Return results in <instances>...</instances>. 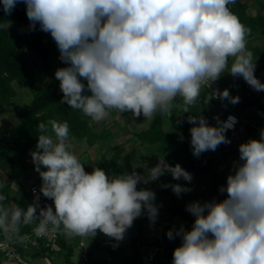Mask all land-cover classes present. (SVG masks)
I'll list each match as a JSON object with an SVG mask.
<instances>
[{"label": "clouds", "instance_id": "9594fccd", "mask_svg": "<svg viewBox=\"0 0 264 264\" xmlns=\"http://www.w3.org/2000/svg\"><path fill=\"white\" fill-rule=\"evenodd\" d=\"M19 2L26 4L30 27L39 23L50 33L59 59L68 65L55 71L61 103L92 122L105 120L110 109L147 120L157 113L170 117L177 95L188 112L187 106L198 103L202 87H210L225 71L264 91L247 48L250 29L228 7L235 0H0L5 14ZM86 88L91 95L84 94ZM213 94L232 104L240 99L228 89ZM215 119L217 125L211 126L203 117L189 116L194 156L231 142L225 133L235 118ZM38 131L30 154L42 179L40 191L53 201L54 210L46 205L37 215L32 204L11 210L0 205V229L6 233L18 234L19 225L38 221L37 235L50 227L63 228L69 237H94L99 230L122 241L143 212L152 223L158 216L155 193L137 190L139 183L165 173L174 180L193 178L179 164L171 166L163 159L146 175L133 171L109 177L99 167L88 173L75 153L67 121L39 123ZM163 187H171L177 196L191 191L180 184ZM219 191L227 198L186 206L195 216L190 231L181 226L166 233L169 240L182 239L173 264H264V129L259 140L239 145V162Z\"/></svg>", "mask_w": 264, "mask_h": 264}, {"label": "trees", "instance_id": "16d2710c", "mask_svg": "<svg viewBox=\"0 0 264 264\" xmlns=\"http://www.w3.org/2000/svg\"><path fill=\"white\" fill-rule=\"evenodd\" d=\"M258 4L259 9L254 15L248 14L247 9L249 3L246 0H235L234 3L228 5L230 11L238 17L239 21L250 29V33L246 38L247 42L252 39L257 33H259L260 36L264 38V2L258 0ZM9 22L18 23L20 28L24 32L28 33L29 39L27 40V44L33 47L37 60L29 62L19 55L23 50V45L16 42V38L13 36L12 29L8 25ZM39 47H43L44 50H39ZM247 48L253 53V60L258 57H264V46L247 45ZM59 55L60 52L58 50L56 42L54 41L50 33L42 31L40 29L39 23L36 24L34 29L30 27V21L26 15L25 3H17L11 14H5L3 11L2 3H0V105L9 101L13 96L14 88L12 86V83L14 81L20 80L23 85H34L36 83L39 77L35 69L38 60H41L42 68L48 72L52 70V58ZM81 82L84 83L85 86L87 85V81L85 79L81 78ZM244 82L245 80H243V83ZM245 91L247 90L245 89ZM84 94L91 95V93L87 91V88L85 89ZM62 97L63 93L60 90V81L58 80L49 82L44 88L37 91L30 103L28 121L25 123H20L18 126H16L14 128L15 131L12 132L13 136L19 138L20 141H23L21 140V137L28 141L29 135H34V145L32 146L33 150H35L39 135L38 124L47 123L49 120H57L58 122L67 121L69 129L71 131L70 135L73 138H81L83 135H85V133L90 130V128H88L91 123L89 122L90 118L85 116L80 110L71 109L70 106L66 103L62 104ZM180 98L182 97L177 95L174 100L177 102ZM250 98L253 101L252 94L250 95ZM238 104H236L238 109L242 111L245 110V108H247L248 106L252 105V103H246L245 99ZM256 107L260 112V115L264 118V91H262L261 96L258 98ZM81 115L82 118H84V120L82 119L83 121H81ZM189 116L194 115L190 111H183L179 116H174L172 118V121L174 123H177V130L165 132L163 129L164 116L157 113L153 118L150 126L145 130L138 131L135 134V137L142 142H148L151 144L160 143L161 145L164 144L168 146L171 151L166 159L167 164L171 166L179 164L184 170L192 174L193 179H196V177L202 172H215V162L213 161L215 151H212L211 153L204 152L198 157H195L193 155L186 139V132L191 126V123L188 122ZM216 125L217 123L213 124V126ZM76 127L80 128V130H74ZM18 132H20V134ZM21 133H23V135ZM247 136H249V140H259L257 136H255L251 132V128H248ZM5 138L6 137H4L3 141L5 140ZM13 141L15 140L13 139ZM4 143H1V146L4 145ZM30 149H32V147L27 146L25 151H28ZM120 152L121 148L116 149L115 154L109 163H105L104 159L101 158L97 167L112 168L115 175L126 172L129 174L132 173V168L130 166L127 169L117 166ZM3 155H6L7 159L12 162V154L10 157V152H8L7 149H0V160L4 159ZM25 164L26 163H24L23 166H25ZM41 169H43V171L46 170L45 168H43V166L41 167ZM86 172L91 173L92 171L88 170ZM172 184H179V180H174L168 177L165 180L157 179L155 192L159 196L160 206L167 213L182 216L187 220V222H189L191 216H189V214L186 213L184 209L186 199L184 198L183 193L177 196L172 191L171 187H163V185ZM217 188V183H215L213 185L208 184L204 189H202V203L211 202L213 200L216 201ZM151 225L152 222H150V220L148 219L147 213L145 211L140 218L138 235L135 239H133L134 249L131 254H125L126 247H123L122 245L115 248L112 246L111 242H106L105 245L108 249V252L110 253V258L93 255V253L91 252L88 254L89 258L81 264H141L140 247L146 239V234L148 235V238L152 237L150 231ZM35 226L36 223L28 225L21 224L18 233L29 232ZM149 233L151 236L149 235ZM15 235L16 234L11 237H14ZM181 242L182 239L179 238L173 244H164L166 252L165 257L168 262H171L174 249L178 247ZM58 243L60 244V247H62V249L65 251V259H67V261L71 263L73 246L66 243L64 239L61 238V234L59 235ZM42 249L46 250L47 247L42 245Z\"/></svg>", "mask_w": 264, "mask_h": 264}, {"label": "crops", "instance_id": "0c3cea01", "mask_svg": "<svg viewBox=\"0 0 264 264\" xmlns=\"http://www.w3.org/2000/svg\"><path fill=\"white\" fill-rule=\"evenodd\" d=\"M247 12L249 15H254V13H250V11H247ZM259 40L261 41V43L258 42ZM250 41L251 39L247 42V45L249 46H256V45L264 46V38H262V36H260L259 33L254 35V38L252 39L251 43ZM255 41H257L258 43L256 44ZM55 57L57 56H54L52 59H55ZM230 59L232 60V58H229V60ZM261 59L262 58H259V57L257 59H254V63H255L254 75L260 80L261 83H264V62ZM231 60H230L229 66L232 63ZM242 79H243L242 77H233L227 71H225L220 77L221 84L223 87H225V89L234 88L237 85V82H240V83L242 82ZM251 90H252L253 95H255L256 97L259 98L261 96L262 91H257L253 89L252 87H251ZM244 99H245V96L243 97V99L242 98L239 99V102H241ZM172 106H173L172 115L170 117H167V116L163 117V129L165 132H171V131L177 130V123H174L172 121V118L174 116L175 117L179 116L180 113L184 111L185 104H184L183 98L178 99L177 102L173 100ZM187 107H188V110L191 113H193L194 116H197V117L200 116V117L205 118L208 124L211 126H213L214 123H217V120L215 118L219 117V115H220L219 120H221L222 115L220 112H218L216 105L214 104L210 94L206 90L205 91L202 90L201 96L197 104L187 106ZM245 109L246 110H243V111H246L252 118L257 120L261 117L260 112L257 110V108H254L253 105L248 106ZM109 113H110L109 116L105 120L99 123L92 122V126H93L92 130L90 129L81 138H77V137L74 138L75 153L78 159L80 160V162L84 164L85 171H88V170L93 171V169L98 166V163L101 160V158L104 159L105 163H109L115 154V150L118 148H121V152L119 154L117 166L126 168V169L130 166L132 168V172L136 171L140 175H146L147 170L154 167L160 161V159H163L166 162L167 156L169 155L171 151L168 146L164 144L161 145L160 143L151 144L148 142H142L135 137V134L138 131L145 130L151 124L153 119L152 120L144 119L142 115L139 118H134L131 112L119 113V111L116 109H110ZM192 126L193 125L191 124V126L186 132V139L188 141L191 151H192V148H191V143H190L191 141L190 128ZM226 136L229 139L228 133L226 134ZM248 138L249 136L247 137V140H249ZM235 149L237 150V152H235ZM206 152L211 153L212 151L209 150ZM195 157H198V156H195ZM213 161L215 162V172L214 173L216 174V178H217L216 183H218V186H217L218 188L216 190V202H220L227 198V193L226 192L221 193L219 189L221 187L227 186L228 175L234 173V162H239V146L235 147L231 143L219 145L217 149L215 150ZM31 166H34V163H33L31 155H28L26 158V164L25 166H22L21 169H19L20 172L16 179L20 177L24 178L27 174H29V172L31 173L33 169L31 168ZM102 169L105 171V173L109 177L115 175L112 168L106 167ZM216 169L220 175L216 173ZM32 172L36 175V177L35 179H31V182L36 183V184H39L41 182L40 183V186H41L42 181H40L39 183L37 182L38 177L40 178L39 173L36 172L35 169H33ZM205 173L211 174L209 172H202L196 177V179H193L195 181L194 186L198 190L204 189L202 185L201 186L199 185V180L201 178L204 180V182H206L205 184L206 186L212 182L211 178L207 176ZM166 174H167L166 177H163L162 175L159 178L161 179L163 177L166 179L168 177V178L173 179L170 173H166ZM12 176L13 175L9 176L11 180H13ZM182 179L183 178L179 180L180 185H182L183 183L181 182ZM220 180L222 181L224 180L226 182L221 183ZM12 184L13 182L11 181L10 185ZM155 186H156V182L152 181L147 184H144V189L151 190L155 193L154 203L158 207V214L162 215L161 213L164 210L162 209V207H160L159 196L155 192L156 191ZM189 186H191V184ZM137 190H140L138 186H137ZM184 194L185 192L183 193V195ZM184 198L186 199V197ZM30 200L28 201L29 205L32 204ZM186 203H187V199H186ZM53 210H54V204H53ZM141 216L134 220L133 225L127 229L124 235V239L127 241V246L125 248V254H131L133 252V249H134L133 239H135L138 235V229L140 227ZM180 221L181 222L178 225V229L181 226H183L185 230L190 231L194 224L195 218L193 221V218L191 217L190 221L187 222V225H186V222H184L182 219ZM34 223H36L37 225V222H34ZM170 229L175 231L172 227H170L166 231V233ZM60 231H61L60 232L61 238H63L66 243L71 244L73 246V252L71 255V263L68 262L67 259H65V256H64L65 251L62 249V247H59V249L53 251L49 249L43 250L41 246V248H38V249L31 248L26 251V252L32 253L34 260L36 262L35 264H81L84 262L81 256L82 250L80 248V245L82 243L84 244L83 248L87 251L88 254L92 252L93 255H97L100 257H104V258H110V253L108 252V249L105 245L106 242L104 241V238L106 237V235L100 232L99 230H97V234L94 237H92V242L94 243L91 248H88L87 246L88 243L83 239V237L81 236L69 237L65 234L63 228H61ZM0 233H2L3 236H7V237H11L14 235L13 233H10V232L7 233V235H5L3 234L2 229ZM166 233L164 236V244L166 243L173 244L177 239L180 238L179 236H176L174 239L169 240ZM147 236L148 235L146 234V239L145 240L143 239L144 242L140 247L141 264H147L145 254L148 251L149 245L151 243H154L153 238L152 237L148 238ZM142 237H145V236H142ZM78 238H79V241H78L79 243L77 245V248L79 250V261H77L75 258L78 255H75V251H74L75 245L73 243V241ZM181 244L182 242L179 244V246ZM165 256H166V252L158 255L156 260L151 264H173V257L171 259V262H168ZM0 264H3V263H0Z\"/></svg>", "mask_w": 264, "mask_h": 264}, {"label": "rangeland", "instance_id": "374dc122", "mask_svg": "<svg viewBox=\"0 0 264 264\" xmlns=\"http://www.w3.org/2000/svg\"><path fill=\"white\" fill-rule=\"evenodd\" d=\"M246 1L249 3L247 11H250V13L256 14L257 10L259 9L258 0H246ZM260 1L264 2V0H260ZM8 25L12 29L13 36L16 38V42L23 45V50L19 55L21 57L25 58L26 60H28L29 62H33V61L37 60V57H36V54L34 53L33 47L31 45L27 44V40L29 39L28 33L24 32L20 28L18 23H16V22H9ZM252 39H251V41H252ZM251 41H250V43H251ZM258 42L261 43L260 40ZM258 42L255 41L256 44ZM59 56H57V57H55V59L51 60L52 70L48 71V72L42 68L41 60H38L37 65L35 66L36 72L39 76L36 83L34 85H29V84L23 85L20 82V80L14 81L12 83V86L14 88L13 96L11 97V99L9 101L0 105V149H7L8 152H10V157L12 154V162L7 159L6 155L5 156L3 155L4 159L0 160V195H3L5 197V199L3 201H0V205H3L5 208H7L9 210L14 209L17 206L24 208V209H26L28 207V205H29L28 201L30 200V194L28 193L27 189H28L29 184H32L31 179H35V177H36V175L32 172L33 169H35V166H31V168H33L31 173L29 172V174H27L24 178L20 177V178L16 179L19 175V172H20L19 169H21L23 164L26 163L27 156L31 155L30 154L31 150L34 151L32 145H34L33 142H34L35 136L29 135L30 139L28 138V141H30V142H28L23 137H21V140H23V141H20L19 138H17L16 136H13L12 132L15 131L14 128L16 126H18L20 123H25L28 121L29 107H30L31 101L33 100V98L35 96V93L37 91L41 90L42 88H44L49 82L57 81V79L55 78V71L58 68H63V67L68 66L67 64H65L64 62H62L59 59ZM230 60H229V63H230ZM261 60L264 62V57ZM243 80L244 79H242L241 83L237 82V85L234 88L228 89L230 92V95L231 96H238L240 99L241 98L243 99V97L245 96L244 92L246 89L249 94L250 93L252 94L253 101L251 103H252L253 107L257 108L256 106H257L258 97L253 95L251 87L247 83H245V82L243 83ZM202 90L205 91V89H202ZM238 106H239V104H238ZM219 117H220V115H219ZM80 118H81V121L84 120V118H82V115L80 116ZM221 120H222V116H221ZM89 122H91V123H90V126L88 128H90L92 130V127H93L92 121L90 120ZM142 128H144V127H142ZM78 129L80 130V128L76 127L74 130L78 131ZM18 133L20 134V132H18ZM227 133H228V131H226V134ZM21 134L23 135V133H21ZM4 135H6V136H4ZM4 137H6V138L3 141ZM13 139L15 141H13ZM1 143H4V145L1 146ZM27 146L32 147V149L25 151ZM235 152H237L236 149H235ZM41 170L43 171V169H41ZM216 173L218 175H220L219 172L217 171V169H216ZM205 174L211 178V181L213 180V178L211 177V174H208V173H205ZM10 175H13L12 176L13 180H11L9 178ZM166 175L167 174L165 173L163 175V177H166ZM158 179H160V178H158ZM163 179H165V178H163ZM201 179L199 180V185L200 186L202 185L203 188H205L206 182H204V180L203 179L201 180ZM11 181L17 185L18 189L13 187L12 185H10ZM40 181H42V179H41V177L40 178L38 177L37 182L39 183ZM156 181L157 180H155L154 182H156ZM220 181H221V183L226 182L224 180L223 181L220 180ZM181 182H183L182 185L184 187H188V188L191 187L190 188L191 191L185 192V194H184V197H186V199H187V203L185 204L184 209H185L186 213H188L189 216H191L193 218V221H194L195 216H193L191 213H189L186 210V206L188 204L194 202V201H198V202L202 203V198H203L202 190L196 189V187L194 186L195 181L193 180V178H192L191 182L185 181L183 179ZM40 183L38 184L39 186H40ZM190 184H191V186H189ZM137 186L139 187V189H144V183H139ZM217 186H218V183H217ZM161 214L162 215L158 214V216H160V217L157 216V219H165V218L170 219V221H171L170 227H172L174 230H178V225L181 222L180 221L181 219L184 222H186V225H187V220L184 219L182 216L173 215V214L167 213L166 211H163ZM2 232H3V234L7 235V233L3 229H2ZM83 239L88 243L87 244L88 248H91L93 246L94 242H92V237L86 236V237H83ZM78 241H79V238L73 241V243L75 245L74 246L75 255H78L77 257H75L77 261H79V250L77 248V245L79 243ZM156 242H158V241L155 240L154 243H156ZM148 250H149V247H148ZM145 252H146V250H145ZM146 254H148V251L146 252ZM26 257L32 264L36 263L31 252H26Z\"/></svg>", "mask_w": 264, "mask_h": 264}, {"label": "built area", "instance_id": "2783aa9c", "mask_svg": "<svg viewBox=\"0 0 264 264\" xmlns=\"http://www.w3.org/2000/svg\"><path fill=\"white\" fill-rule=\"evenodd\" d=\"M211 96L214 104L216 105L218 112L222 115L221 121H226L229 116L235 118L236 123L232 129L227 130L229 134L230 143L234 146H239L241 143L247 142L248 128H251V132L260 139V131L264 129V118L261 116L259 119H254L248 115L245 111L239 110L236 104H232L227 99H220L214 92H222L225 88L222 86L220 78L213 82L210 87H202ZM40 186L36 183H32L28 187V193L30 194V199L32 205L37 208V215H39L40 209L44 208L46 205L53 207V201L46 198L40 191ZM38 223V221H37ZM37 226V225H36ZM170 219H156L151 225V235L157 240L156 243H151L149 245L148 254H146V263H153L158 255L165 253L164 247V236L166 231L170 228ZM34 227L29 232L18 233L14 237L3 236L0 233V263L3 264H32L26 257V251L31 248H41V246H46L49 250H57L60 247L58 243V238L60 235L59 230H53L51 227L49 231L43 235H37L34 231ZM105 242H111L113 247H123L127 246V241L123 238L122 241H116L114 238L106 236L104 238ZM84 244L80 245L82 250L81 256L83 261L89 258L87 251L83 248Z\"/></svg>", "mask_w": 264, "mask_h": 264}, {"label": "water", "instance_id": "95a60500", "mask_svg": "<svg viewBox=\"0 0 264 264\" xmlns=\"http://www.w3.org/2000/svg\"><path fill=\"white\" fill-rule=\"evenodd\" d=\"M39 50H44V48L43 47H39ZM251 98H250V94L247 92V91H245V102L246 103H248V104H250L251 103ZM211 175H212V178H213V180H212V182L210 183V185H213V184H215L216 182H217V178H216V174L213 172V173H211Z\"/></svg>", "mask_w": 264, "mask_h": 264}]
</instances>
